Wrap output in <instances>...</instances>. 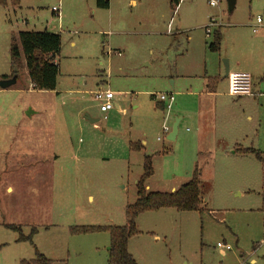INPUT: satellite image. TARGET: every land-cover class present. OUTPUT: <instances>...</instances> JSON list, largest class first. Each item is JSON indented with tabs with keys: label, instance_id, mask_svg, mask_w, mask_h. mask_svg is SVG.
Returning <instances> with one entry per match:
<instances>
[{
	"label": "rangeland",
	"instance_id": "obj_1",
	"mask_svg": "<svg viewBox=\"0 0 264 264\" xmlns=\"http://www.w3.org/2000/svg\"><path fill=\"white\" fill-rule=\"evenodd\" d=\"M108 1V9L96 0H20L18 7H0V80L14 72L9 47L19 32L61 37L55 91L32 90L23 59L17 82L0 88V129L7 130L0 134V153L14 156H0V264L31 260L34 248L53 264H107L108 234L72 236L68 228L124 226L144 156L152 159L148 192L177 190L197 163L202 205L199 212L141 214L139 235L128 244L138 264H263L264 164L253 155L199 151L194 138L198 108L210 118V109L224 110L238 99L228 95L225 82L217 85L219 97L176 92L202 89L200 80L190 88L182 78L204 61L185 53L187 38L211 43L215 28L205 30L213 20L226 39L228 61L261 42L264 21L256 34L251 26L264 14V0H235L231 10L227 0H181L175 12L169 0ZM99 88L113 93L118 110L99 112L92 95ZM169 94L174 104L166 111L156 98ZM87 114L100 120L92 123ZM180 116L177 139L167 141L162 127L171 129ZM24 143L32 144L26 157ZM130 143L143 148L131 151ZM4 225L21 226L24 236L34 227L33 245L17 242Z\"/></svg>",
	"mask_w": 264,
	"mask_h": 264
},
{
	"label": "trees",
	"instance_id": "obj_2",
	"mask_svg": "<svg viewBox=\"0 0 264 264\" xmlns=\"http://www.w3.org/2000/svg\"><path fill=\"white\" fill-rule=\"evenodd\" d=\"M181 0H169L170 8L175 12ZM20 0H0V7H18ZM96 6L100 9H108V0H96ZM222 35L220 31L212 34V41L208 46L209 51L216 53L220 49ZM61 51V37L59 34L49 32L24 31L17 34V38L11 39L9 58L11 68H18L21 59L25 62L28 78L36 91H55L59 68L55 60ZM14 72L12 73V76ZM4 76L2 80L9 79ZM210 81H216L211 79ZM140 144L130 143L131 151H140ZM164 152V151H162ZM239 154H251L255 159L264 164V152L252 149L236 150ZM153 175L151 157L144 156L143 172L136 182L135 202L127 205L124 210L125 225L112 226H71L68 232L72 236L106 233L109 236V248L107 264H138L128 252L129 241L139 235L136 227L137 218L146 212H155L161 209H173L177 212H199L202 205L200 192L201 173L195 167L191 179L170 193L148 192L146 181ZM7 230L17 234V242H27L33 245V237L36 229L33 227L27 236L21 231V226L4 225ZM18 264H53V262L34 248V258L20 260ZM264 264V263H263Z\"/></svg>",
	"mask_w": 264,
	"mask_h": 264
},
{
	"label": "crops",
	"instance_id": "obj_3",
	"mask_svg": "<svg viewBox=\"0 0 264 264\" xmlns=\"http://www.w3.org/2000/svg\"><path fill=\"white\" fill-rule=\"evenodd\" d=\"M131 3L135 5V1ZM251 27L253 33L254 24ZM213 28H215V30L213 31L214 33L215 31L218 30L220 31L221 26L217 24V27H213ZM256 33L257 31L253 34ZM177 35L178 34L176 32L173 33L172 40L175 39ZM231 38H233L231 41L235 43L236 35H232ZM187 39H188V43L190 44H188L185 53L187 55L188 54L190 55L192 52L195 55L200 54V58H203L204 61L201 62L195 68L194 72L184 73L182 78H184L186 82L189 83L188 86H190V88H192L194 82L200 80L202 89H197L195 87L196 88L195 91H192L191 89H189V91L188 90L177 91L176 92L177 96L184 95V97L186 98H194L200 96L202 97L201 99L207 97L221 96V93L218 92L217 85L223 84L224 82L228 83L227 75L225 72L226 68L224 64L221 63V59L223 62H226L228 74L232 72H244L247 73L251 79V96L236 98L238 99L237 101H234L231 103L230 106L225 107V109H228V111H226L225 109L218 110L216 108L214 109L212 108L210 109L212 116L210 118H206V113H205L206 109H202V108L197 109L196 112L197 131L194 134V138L197 139V142L199 144V151H209V152L229 151L231 155H240V156H247L251 154H239L236 152V150L252 149L259 152H264V50H263L264 36L260 39L261 42L256 43L255 45L249 47V49L244 51H240L239 49V53L234 55V57L227 56L228 61L223 60V58H225V56L223 55V51H224L223 49L226 39L222 38L220 49L216 53L209 51L208 46L210 43L208 45L206 43L198 44L194 40L192 41L191 37H188ZM56 64L58 65V63ZM252 76H254L256 79L253 78ZM169 77L171 78V76ZM211 79H215L216 81H210L209 83V80ZM176 81H177L176 79L171 81L172 88L176 87ZM30 88L34 90L32 88L31 82H30ZM115 108L118 110V106L116 104H115ZM86 118L91 119L92 117H90L87 114ZM176 119H178L180 123L183 118L182 116H180V117H175V120ZM91 120L97 122L100 119H91ZM6 131L7 130L0 129V134H6L4 133ZM29 131H33V130H29ZM11 134L12 135L17 134V130L14 129ZM177 135L175 137V140L177 139ZM31 145L32 144L24 143V147L27 148L26 151L24 150L26 152L24 157L29 155L28 149H30ZM150 153H155V152L151 151ZM19 155H16L15 157ZM0 156L1 157L5 156V159H7L9 156L11 160H13L14 157L12 152H9V150L7 149L1 150ZM195 167H197V163L195 164ZM5 189L8 192L12 191L10 186H6ZM172 191L175 190L173 189ZM96 251H98V249Z\"/></svg>",
	"mask_w": 264,
	"mask_h": 264
},
{
	"label": "built area",
	"instance_id": "obj_4",
	"mask_svg": "<svg viewBox=\"0 0 264 264\" xmlns=\"http://www.w3.org/2000/svg\"><path fill=\"white\" fill-rule=\"evenodd\" d=\"M210 6H215V3L211 2ZM59 8L53 7L52 12L56 16H59ZM264 21V14L262 16L255 18L254 22V29L253 33L257 31V28H260L263 26ZM217 26V23H215L213 20H210L209 26L206 28L205 33L210 34V28H213ZM118 56H120L119 53H117ZM227 81H228V95H230L233 98H243V97H249L251 96V79L250 76L247 73L244 72H232L227 74ZM33 88V86H32ZM93 100L98 104L99 112L101 114H106L109 111L113 110L115 108V104L113 102L114 95L109 90H102L98 89L95 92H93ZM158 102L162 104L163 108L166 111H170L172 109V106L174 104V98L171 94L169 95H160L157 98ZM106 117L104 116V119ZM171 129H167L166 126L162 127L163 134L167 137L170 133ZM167 139V138H166ZM158 141L160 139H157ZM218 248H224L225 250L229 251V246H224L220 243L216 245Z\"/></svg>",
	"mask_w": 264,
	"mask_h": 264
},
{
	"label": "water",
	"instance_id": "obj_5",
	"mask_svg": "<svg viewBox=\"0 0 264 264\" xmlns=\"http://www.w3.org/2000/svg\"><path fill=\"white\" fill-rule=\"evenodd\" d=\"M227 1H228L229 9L231 10L234 7L235 0H227ZM223 64L226 68L225 72L227 75L228 70H227L226 62H223ZM16 72H17V68H14V75L11 78L5 79V80H0V88L1 89L9 88L16 83V79H17ZM28 115H30V113H28ZM89 120H90V122L94 123V120H91V119H89ZM178 124H179V120L176 119L175 122L173 123L172 127H171V131H170L169 135L167 136V141L173 142L175 140V137H176L177 132H178Z\"/></svg>",
	"mask_w": 264,
	"mask_h": 264
}]
</instances>
